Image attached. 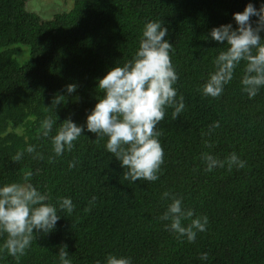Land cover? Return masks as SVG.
Masks as SVG:
<instances>
[{
  "label": "trees",
  "instance_id": "16d2710c",
  "mask_svg": "<svg viewBox=\"0 0 264 264\" xmlns=\"http://www.w3.org/2000/svg\"><path fill=\"white\" fill-rule=\"evenodd\" d=\"M26 1L0 0V187L25 183L31 172L27 182L48 195L61 219L51 233L41 231L19 261L3 248L7 234H0V264H60L63 245L71 264H107L109 255L132 264H264V86L249 98L241 61L219 98L202 93L227 47L211 38V29L236 28L234 13L250 2L259 9L264 0H72L49 18L27 9ZM154 20L168 29L179 76L174 87L185 110L174 120L168 108L158 125L165 153L159 179L131 183L107 151L108 138L96 140L86 120L98 103V79L133 59L145 24ZM19 43L30 48L23 63L10 56ZM69 84L78 86L75 93H67ZM58 93L66 97L56 106ZM47 117L55 123L45 137ZM69 117L84 132L72 151L56 156L52 137ZM216 121L220 127L210 129ZM29 145L35 153L24 151L13 161ZM205 152L219 160L235 153L246 166L206 171ZM166 191L182 198L193 218L208 217L194 242L178 239L166 228L170 221L160 219L172 203L162 199ZM62 197L75 205L70 215L59 210Z\"/></svg>",
  "mask_w": 264,
  "mask_h": 264
},
{
  "label": "clouds",
  "instance_id": "9594fccd",
  "mask_svg": "<svg viewBox=\"0 0 264 264\" xmlns=\"http://www.w3.org/2000/svg\"><path fill=\"white\" fill-rule=\"evenodd\" d=\"M252 17L258 19L253 21ZM233 19L236 28L229 23L211 29V38L227 47L216 57L215 71L209 74V79L203 85L202 93L206 97L219 98L222 95L225 85L232 81L241 61L246 62L241 84L249 98H254L264 86V38L261 36V32H264V3L259 9L253 3H248L243 12L234 13ZM163 25L155 20L147 22L133 59L122 66H115L98 79V103L87 115V130L96 134V140L108 138L107 151L121 162V167L125 169L123 178L131 183L138 180L155 182L159 179L165 153L158 139L161 135L158 125L164 120L168 108L174 109V120L185 110L184 96L180 95L177 100L174 85L179 76L170 56L173 44L165 39L168 29ZM77 87L75 84L67 85V93H75ZM65 97L56 94L52 104L60 105ZM54 123L51 117L42 122L45 137L52 131ZM218 127L220 124L216 121L210 129ZM84 128V125L78 126L71 117L64 120L57 134L52 137L55 155L60 156L65 150L72 151L74 141L82 135ZM205 145L212 146L207 141ZM24 151L35 153L36 149L34 145H29L25 150L17 152L13 161L18 162ZM201 159L206 164L205 170L209 172L217 167L223 168L225 164L229 171L233 166H246V162L235 153L226 160H219L205 152ZM49 162H52L51 158ZM74 167L75 161L70 162L69 169ZM31 176L32 173L28 172L23 177L25 183L13 182L0 187V234H7L3 248L17 261L26 254L33 239L41 231L45 235L51 233L61 219L56 205L47 202L48 195L27 182ZM167 198H171L172 203L160 219L170 221L166 228L176 233L178 239L186 237L188 242H194L197 232L206 231L208 217L193 218V210L183 208L182 198L166 191L162 199ZM95 200L93 196L90 204ZM58 204L59 210L69 215L75 209L71 198L62 197ZM185 220L191 222L185 226L182 223ZM66 249L67 245L59 248L60 264H71ZM200 258L207 260L208 253L201 254ZM107 264L132 262L130 258L109 255Z\"/></svg>",
  "mask_w": 264,
  "mask_h": 264
},
{
  "label": "rangeland",
  "instance_id": "374dc122",
  "mask_svg": "<svg viewBox=\"0 0 264 264\" xmlns=\"http://www.w3.org/2000/svg\"><path fill=\"white\" fill-rule=\"evenodd\" d=\"M72 5V0H27L26 8L35 11L41 18H49L55 12L67 10ZM10 56L17 63H23L30 57V48L26 44L12 45Z\"/></svg>",
  "mask_w": 264,
  "mask_h": 264
}]
</instances>
